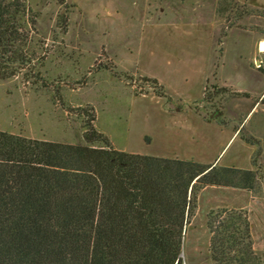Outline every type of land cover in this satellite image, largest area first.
I'll list each match as a JSON object with an SVG mask.
<instances>
[{"label":"rangeland","instance_id":"obj_1","mask_svg":"<svg viewBox=\"0 0 264 264\" xmlns=\"http://www.w3.org/2000/svg\"><path fill=\"white\" fill-rule=\"evenodd\" d=\"M234 2L221 14L223 0H27L34 64L0 81L1 131L83 145V110L93 107L94 125L116 149L255 171L253 190L209 186L198 193L184 264H216L208 220L224 212L247 215L264 264V96L237 95L220 75L227 34L244 29L226 41V80L237 90L264 91V57L257 65L249 32L264 29V1ZM238 8L249 12L241 20ZM213 17L220 32L213 74L203 84L205 61L170 22Z\"/></svg>","mask_w":264,"mask_h":264},{"label":"trees","instance_id":"obj_2","mask_svg":"<svg viewBox=\"0 0 264 264\" xmlns=\"http://www.w3.org/2000/svg\"><path fill=\"white\" fill-rule=\"evenodd\" d=\"M34 27L27 0H0V81L33 66ZM83 111V145L0 130V264H184L198 193L255 188L253 170L116 149L94 108ZM208 228L216 264H260L244 212L210 216Z\"/></svg>","mask_w":264,"mask_h":264},{"label":"crops","instance_id":"obj_3","mask_svg":"<svg viewBox=\"0 0 264 264\" xmlns=\"http://www.w3.org/2000/svg\"><path fill=\"white\" fill-rule=\"evenodd\" d=\"M241 3H247L250 6L252 5L253 7L257 6L255 3L252 2V0H237ZM264 1V0H263ZM251 3V4H250ZM248 5V6H249ZM252 18H254V16H252ZM261 19V18H260ZM170 21H167L166 23H169ZM188 23H186V21L182 22H170L171 27L175 28V29H179L182 33V37L183 38H187L189 41L193 42L195 45V48H198V51H192V55L193 57L200 59L202 61H205L204 63L206 64V68H207V73H205L204 75V81L203 84L207 81V79L213 74V69H214V61H215V49L217 47V40H218V36H219V27L216 25V20L215 17L211 18L210 21H199V20H195L193 21V23H190V21H187ZM158 23H164L162 22H158ZM257 26V25H256ZM242 31L245 32L244 29H240V28H236V29H232L231 32H229L226 36L225 39V53L222 59V65L220 67V75H221V79L223 82H225V84L229 87H232L236 92H240V93H248V94H252V95H259V96H264V91L262 92H256V91H252L251 89L249 90H237L235 89L234 86H232L230 83L227 82L226 80V69H227V64H228V58H227V49H226V41L229 38L230 34L233 31ZM183 31V32H182ZM257 31V32H256ZM261 32V33H258ZM249 32L254 33V37H253V43H252V56L255 59V62L257 63V65L263 63V57H264V29L263 31L260 30H249ZM183 34L185 36H183ZM206 42V43H205ZM262 43V44H261ZM250 54V55H251ZM242 60V55H239V61ZM240 63L237 62V65L239 66ZM236 72H241V69L239 67L236 68ZM262 75L264 76V74L262 73ZM202 84V85H203ZM239 132V129H237V131H234V136H236ZM233 136V137H234ZM156 156H163V155H156ZM165 157V156H163Z\"/></svg>","mask_w":264,"mask_h":264},{"label":"built area","instance_id":"obj_4","mask_svg":"<svg viewBox=\"0 0 264 264\" xmlns=\"http://www.w3.org/2000/svg\"><path fill=\"white\" fill-rule=\"evenodd\" d=\"M262 44V43H261Z\"/></svg>","mask_w":264,"mask_h":264}]
</instances>
